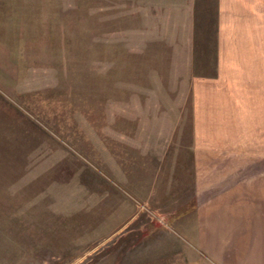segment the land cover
I'll return each instance as SVG.
<instances>
[{
	"label": "rangeland",
	"instance_id": "1",
	"mask_svg": "<svg viewBox=\"0 0 264 264\" xmlns=\"http://www.w3.org/2000/svg\"><path fill=\"white\" fill-rule=\"evenodd\" d=\"M147 1L0 0V264H216L170 216L190 149L264 148V0Z\"/></svg>",
	"mask_w": 264,
	"mask_h": 264
},
{
	"label": "crops",
	"instance_id": "2",
	"mask_svg": "<svg viewBox=\"0 0 264 264\" xmlns=\"http://www.w3.org/2000/svg\"><path fill=\"white\" fill-rule=\"evenodd\" d=\"M157 1L148 0L147 3L151 5ZM217 1L220 7L218 11L222 12L219 14L221 27L226 24L227 28L232 27L231 23L240 19L248 20L243 8L244 0ZM25 12L23 6L19 11V24L22 23V26L26 22ZM6 21L8 24V19ZM239 27L242 26H235ZM21 37H24V33ZM189 151L195 169V197L186 200L181 194L178 195L180 199L174 201L176 208L172 212L177 217L170 218L176 233L188 237L192 248L202 250L216 264H264V148L248 145H241L239 149L197 146ZM175 156L177 162L173 160L171 172L182 174L184 170L178 164V154ZM218 164L227 171V179L216 178ZM202 182L208 189V195L201 190ZM219 188H225L220 195ZM135 197H130L134 199L132 213H127L120 224L128 226L135 220L137 203L141 201ZM186 204L190 205L187 212ZM192 262L200 264L198 260Z\"/></svg>",
	"mask_w": 264,
	"mask_h": 264
}]
</instances>
